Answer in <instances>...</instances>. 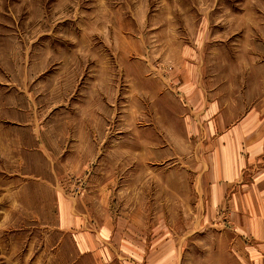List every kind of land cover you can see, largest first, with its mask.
Returning a JSON list of instances; mask_svg holds the SVG:
<instances>
[{
    "label": "rangeland",
    "instance_id": "obj_1",
    "mask_svg": "<svg viewBox=\"0 0 264 264\" xmlns=\"http://www.w3.org/2000/svg\"><path fill=\"white\" fill-rule=\"evenodd\" d=\"M263 169L264 0H0V264L253 261Z\"/></svg>",
    "mask_w": 264,
    "mask_h": 264
},
{
    "label": "crops",
    "instance_id": "obj_2",
    "mask_svg": "<svg viewBox=\"0 0 264 264\" xmlns=\"http://www.w3.org/2000/svg\"><path fill=\"white\" fill-rule=\"evenodd\" d=\"M261 173H264V169L261 170L260 175ZM254 191L255 193L260 192L259 194H261V187H258V182H255L254 184ZM126 230L129 233L131 232L129 228ZM107 239L108 238L100 237L98 234H94V236L85 235L84 238L81 237L82 241L79 242V246L84 248L83 251L85 254L89 253L90 249H93L92 253L94 255V259L97 260L99 258V264L113 263V261L117 262L118 264H178L180 262L178 257L180 252L178 253L177 250H175L174 259L171 257H166L167 253L171 254V252L166 251V248H164L163 245L159 248L153 247L150 249V251L147 245L136 246L134 248V245L128 241V236L125 238V246L123 245L121 247H119L120 244L118 246L114 241L110 242L111 238L109 241ZM209 249H207V251H213V249ZM246 252V248L244 247L240 248L225 246L218 248V252L213 253L220 255V257L216 259L215 264H261L258 263L257 259L255 258H257V254H264V247L260 250L255 248L251 250V252H248V254H253L255 256L253 261L246 260ZM205 254H209V252ZM132 257L134 260L131 259Z\"/></svg>",
    "mask_w": 264,
    "mask_h": 264
}]
</instances>
